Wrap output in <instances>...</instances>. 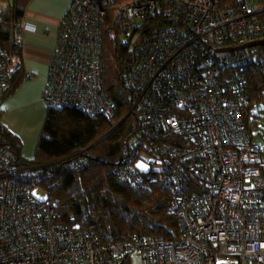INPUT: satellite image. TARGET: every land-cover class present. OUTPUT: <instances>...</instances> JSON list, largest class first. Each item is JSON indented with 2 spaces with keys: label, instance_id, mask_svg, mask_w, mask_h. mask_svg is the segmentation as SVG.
<instances>
[{
  "label": "built area",
  "instance_id": "1",
  "mask_svg": "<svg viewBox=\"0 0 264 264\" xmlns=\"http://www.w3.org/2000/svg\"><path fill=\"white\" fill-rule=\"evenodd\" d=\"M259 13L257 0H71L42 100L47 109L113 119L102 34L130 47L138 38L125 82L136 94L142 142L111 174L135 188L149 181L167 189L176 237L106 243L79 222H61L42 186L50 173L16 169L0 150V264H120L136 254L142 264H264V143L244 118L247 69L260 53L217 59L222 48L264 41ZM30 29L13 23L11 48H0V97L22 67ZM88 166L83 158L73 168Z\"/></svg>",
  "mask_w": 264,
  "mask_h": 264
},
{
  "label": "trees",
  "instance_id": "2",
  "mask_svg": "<svg viewBox=\"0 0 264 264\" xmlns=\"http://www.w3.org/2000/svg\"><path fill=\"white\" fill-rule=\"evenodd\" d=\"M29 1L0 0L8 5L0 11L2 50L11 48L12 24L21 22ZM257 3L260 6L258 17L264 21V0H257ZM101 42L102 89L114 102L116 116L108 119L77 109H48L34 158L27 160L21 155L20 140L1 123L4 100L26 79L20 69L0 97V150L10 156V165L16 169L38 167L50 173L42 186L49 200L56 203L59 221L79 222L106 243L137 235L173 239L177 221L170 208V192L159 182L144 181L135 188L111 174L112 168L126 162L141 146L142 123L135 108V91L125 82L134 50L121 40L111 41L105 31ZM257 49L260 62L247 69L248 103L244 118L250 130L257 123L254 120L251 126L250 118H258L255 109L264 100V47ZM83 158L89 159V166L83 170L74 169L73 165ZM190 180L195 184L194 178ZM120 264H131V257H124Z\"/></svg>",
  "mask_w": 264,
  "mask_h": 264
},
{
  "label": "crops",
  "instance_id": "3",
  "mask_svg": "<svg viewBox=\"0 0 264 264\" xmlns=\"http://www.w3.org/2000/svg\"><path fill=\"white\" fill-rule=\"evenodd\" d=\"M71 0H30L21 22L24 32L20 56L26 76L1 106L2 125L21 142L23 156L33 159L47 116L42 91L50 57L56 48L58 25Z\"/></svg>",
  "mask_w": 264,
  "mask_h": 264
},
{
  "label": "rangeland",
  "instance_id": "4",
  "mask_svg": "<svg viewBox=\"0 0 264 264\" xmlns=\"http://www.w3.org/2000/svg\"><path fill=\"white\" fill-rule=\"evenodd\" d=\"M7 7H8L7 4L0 3V11H4L5 9H7ZM137 39L138 38L134 39L133 43L131 44L130 48L132 50H134L135 45L137 44ZM124 40H125V43L130 42L129 39H124ZM255 113L258 115V118H255L254 116H251V118H250V125L251 126L253 125V121L257 120V123L252 128V132H253L254 136L257 135L256 137H259L261 139V141H263V143H264V100H262V102L257 105V107L255 109ZM21 152H22V149H21ZM21 155L23 156V152L21 153ZM34 155H35V152H33V156ZM25 159H27V158H25ZM27 160H31V159H27ZM131 264H142V260H141L140 256L137 254L132 255L131 256Z\"/></svg>",
  "mask_w": 264,
  "mask_h": 264
},
{
  "label": "water",
  "instance_id": "5",
  "mask_svg": "<svg viewBox=\"0 0 264 264\" xmlns=\"http://www.w3.org/2000/svg\"><path fill=\"white\" fill-rule=\"evenodd\" d=\"M258 47H264V41L251 42L239 47L222 48L217 52V59L223 61L232 57L233 55ZM1 102L2 101H0V105ZM123 122L124 120L113 131H115L118 127H120L123 124ZM7 157L10 158L9 155H7Z\"/></svg>",
  "mask_w": 264,
  "mask_h": 264
},
{
  "label": "snow or ice",
  "instance_id": "6",
  "mask_svg": "<svg viewBox=\"0 0 264 264\" xmlns=\"http://www.w3.org/2000/svg\"><path fill=\"white\" fill-rule=\"evenodd\" d=\"M141 167H142V165H141Z\"/></svg>",
  "mask_w": 264,
  "mask_h": 264
}]
</instances>
